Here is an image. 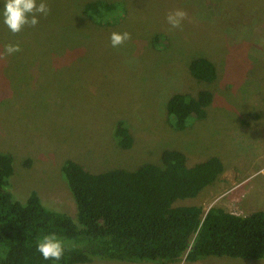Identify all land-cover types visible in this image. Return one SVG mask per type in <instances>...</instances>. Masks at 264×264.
<instances>
[{"label":"rangeland","instance_id":"1","mask_svg":"<svg viewBox=\"0 0 264 264\" xmlns=\"http://www.w3.org/2000/svg\"><path fill=\"white\" fill-rule=\"evenodd\" d=\"M93 1L46 0L50 13L17 34L0 18V153L13 158L8 191L22 203L35 192L47 208L75 219L61 173L65 160L94 173L134 171L159 165L164 150H178L189 165L218 157L224 170L196 198L175 206L204 212L216 206L238 216L264 211V0H102L115 7L99 23L83 13ZM176 9L187 17L172 28L166 15ZM123 31L131 39L113 48L110 34ZM9 43L21 51L5 55ZM201 57L216 67L212 83L189 71ZM203 90L213 95L206 118L174 130L166 120L168 99ZM120 120L133 139L127 150L113 138Z\"/></svg>","mask_w":264,"mask_h":264},{"label":"trees","instance_id":"2","mask_svg":"<svg viewBox=\"0 0 264 264\" xmlns=\"http://www.w3.org/2000/svg\"><path fill=\"white\" fill-rule=\"evenodd\" d=\"M110 2L85 4L83 13L95 23L114 10ZM192 77L204 83L217 78L206 58L191 61ZM213 95H172L166 120L184 131L204 120ZM113 138L122 150L133 139L123 120ZM224 170L218 157L193 165L178 150H164L160 164L145 163L134 171L115 169L94 173L74 160H65L61 173L76 208L75 219L47 208L35 192L22 203L8 191L13 158L0 153V264H89L95 259L136 264L195 263L208 257L264 259V211L238 216L220 207L206 212L199 206H175L194 199L217 181ZM54 233L65 251L59 261L45 260L37 251L44 235Z\"/></svg>","mask_w":264,"mask_h":264},{"label":"clouds","instance_id":"3","mask_svg":"<svg viewBox=\"0 0 264 264\" xmlns=\"http://www.w3.org/2000/svg\"><path fill=\"white\" fill-rule=\"evenodd\" d=\"M50 13L49 5L46 0H4L0 9L2 22L13 34L21 32L26 26L34 28L39 23L41 16ZM187 13L182 9H176L166 15V21L172 28L181 26V22L186 19ZM131 39L128 31L112 32L110 34V45L113 48L123 45ZM21 51L19 43H9L4 46V54L11 55ZM0 58H3L0 55ZM37 251L45 260L59 261L65 251L63 240L56 234L44 235L36 245Z\"/></svg>","mask_w":264,"mask_h":264},{"label":"crops","instance_id":"4","mask_svg":"<svg viewBox=\"0 0 264 264\" xmlns=\"http://www.w3.org/2000/svg\"><path fill=\"white\" fill-rule=\"evenodd\" d=\"M261 260H263V259H261Z\"/></svg>","mask_w":264,"mask_h":264}]
</instances>
